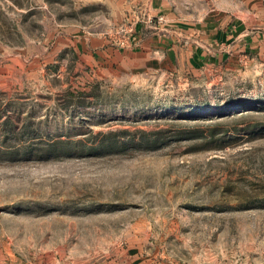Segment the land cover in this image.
Returning <instances> with one entry per match:
<instances>
[{"label": "rangeland", "instance_id": "1", "mask_svg": "<svg viewBox=\"0 0 264 264\" xmlns=\"http://www.w3.org/2000/svg\"><path fill=\"white\" fill-rule=\"evenodd\" d=\"M0 264H264V0H0Z\"/></svg>", "mask_w": 264, "mask_h": 264}]
</instances>
